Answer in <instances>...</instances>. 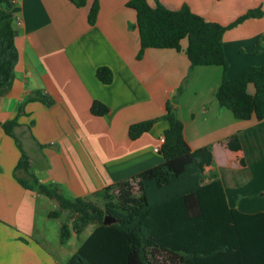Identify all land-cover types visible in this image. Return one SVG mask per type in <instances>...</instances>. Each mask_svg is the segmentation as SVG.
Returning a JSON list of instances; mask_svg holds the SVG:
<instances>
[{"label": "crops", "instance_id": "1", "mask_svg": "<svg viewBox=\"0 0 264 264\" xmlns=\"http://www.w3.org/2000/svg\"><path fill=\"white\" fill-rule=\"evenodd\" d=\"M11 29L18 62L13 79L0 88V264H66L89 237L73 233L60 242L49 214L57 204L20 187L14 172L19 151L1 125L16 120L13 135L29 159V173L40 184L55 185L69 198L94 202L92 195L160 165V139L168 128L158 121L136 140L131 125L160 117L189 72L180 52L146 50L137 60L139 35L131 0H97L93 25L69 0H11ZM170 11L187 6L206 22L230 26L249 11L264 13V0H147ZM223 50L228 79L250 67H264V16L227 30ZM112 73L110 85L95 77L98 68ZM222 68L195 67L176 102L183 136L204 161L203 175L217 176L229 208L245 215L264 212V121H240L214 99ZM34 92L52 100L25 103ZM253 93V88L248 87ZM94 101L109 112L91 115ZM18 107L21 111L17 114ZM100 204V203H99ZM92 232V231H91ZM24 239V242L21 240ZM74 239L75 250L65 246Z\"/></svg>", "mask_w": 264, "mask_h": 264}, {"label": "trees", "instance_id": "2", "mask_svg": "<svg viewBox=\"0 0 264 264\" xmlns=\"http://www.w3.org/2000/svg\"><path fill=\"white\" fill-rule=\"evenodd\" d=\"M82 8L86 0H69ZM11 0H0V9L9 10ZM127 7L136 14L140 60L146 50H174L180 52L186 40L185 55L189 72L164 113L155 119L131 125L130 140L147 133L158 121L168 128L158 153L163 162L129 179L117 182L94 193V202L71 199L55 185L40 184L29 173V159L13 135L16 120L1 125L14 140L19 158L14 172L20 187L54 201L56 211L49 218L65 215L60 229V242L65 243L73 233L77 238L92 227L89 237L78 247L66 264H264V212L245 215L229 208L223 187L217 176L205 181L204 161L192 153L183 136V124L173 106L195 67L222 68L220 84L213 96L221 108L240 121H264V67H250L238 78L228 79V64L223 50V36L249 19H259L264 13L252 10L230 26L206 22L187 6L170 11L160 4L152 6L147 0H131ZM98 1L93 0L87 15L93 25ZM12 16L0 13V88L14 77L18 52L11 29ZM264 47L258 46L254 54ZM96 79L110 85L112 73L108 68L96 70ZM253 93L248 92V87ZM38 101L49 107L52 100L34 92L25 103ZM21 111L18 107L17 114ZM108 108L98 101L90 107L96 117L107 115ZM113 223L104 225V217ZM24 242V239H21Z\"/></svg>", "mask_w": 264, "mask_h": 264}, {"label": "rangeland", "instance_id": "3", "mask_svg": "<svg viewBox=\"0 0 264 264\" xmlns=\"http://www.w3.org/2000/svg\"><path fill=\"white\" fill-rule=\"evenodd\" d=\"M72 4V3H71ZM73 5V4H72ZM74 6V5H73ZM75 7V6H74ZM183 42L186 43V40H183ZM176 105L173 106V108H175ZM99 204V203H98ZM101 206V203L99 204ZM50 220L52 221V224L50 226L51 229H56L57 228V231L59 229V226L61 224H63L65 222V215H62L61 217H58V218H50ZM92 231V227H88L83 233H82V238H86ZM75 240L74 239H71L68 244L65 246V250L67 252V254H70V252H74L75 250Z\"/></svg>", "mask_w": 264, "mask_h": 264}, {"label": "water", "instance_id": "4", "mask_svg": "<svg viewBox=\"0 0 264 264\" xmlns=\"http://www.w3.org/2000/svg\"><path fill=\"white\" fill-rule=\"evenodd\" d=\"M174 109V108H173ZM111 223H113V219H111V218H109V217H104V221H103V224L104 225H109V224H111Z\"/></svg>", "mask_w": 264, "mask_h": 264}, {"label": "built area", "instance_id": "5", "mask_svg": "<svg viewBox=\"0 0 264 264\" xmlns=\"http://www.w3.org/2000/svg\"><path fill=\"white\" fill-rule=\"evenodd\" d=\"M164 142L163 137L160 139V144H162ZM160 148H156L155 151L158 152Z\"/></svg>", "mask_w": 264, "mask_h": 264}]
</instances>
